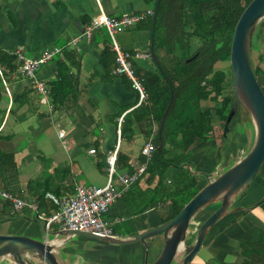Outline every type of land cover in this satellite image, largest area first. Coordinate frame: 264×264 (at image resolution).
I'll use <instances>...</instances> for the list:
<instances>
[{"label": "crops", "instance_id": "crops-1", "mask_svg": "<svg viewBox=\"0 0 264 264\" xmlns=\"http://www.w3.org/2000/svg\"><path fill=\"white\" fill-rule=\"evenodd\" d=\"M153 8L154 6L146 3L145 0H0V53L12 54L20 50L27 57L38 58L48 49L62 50L50 62L43 65L38 70L36 78L30 79L31 81H38L45 86L56 79L58 61L64 58L67 49L82 54L81 68L74 70L78 74L80 92L76 107L69 112L52 110V99L50 97L45 99L42 95L39 111L46 113L48 111L49 116L38 119V115L34 114L25 123L19 124V127L15 126L11 129L19 134V144L23 143V139L28 138L26 146L19 149L16 154L20 168L17 173L9 177L11 192L28 199H36L38 197L36 190L44 192L45 188H49L47 194L57 195L56 192H60L65 195L74 194L77 186L81 184L105 185L109 178L108 159L116 151L117 156L120 152L127 158V163L132 169L145 162L142 150L151 138L148 136L149 122L133 118L132 128L127 129L124 136L121 130L120 139L118 133L120 119L125 120L127 115L140 107L139 94L131 85L127 75L116 73L118 61L116 66L106 65L103 50L106 45L111 47L110 42H105L100 32L96 33V37L94 34L87 37L83 33L90 22L101 13L110 17H120L125 13H148L153 11ZM149 16L150 14L141 22L116 35L117 42L123 49L141 55L134 58L133 64L147 70L154 69L149 54L151 33L144 24ZM258 64L264 70L262 62L258 61ZM6 91L10 101L4 102L3 105L9 110L12 105V91L9 87H6ZM214 105L211 100L203 102L204 108H212ZM234 119L230 124L229 132L232 134V139L229 136L231 141L228 145H225L226 141L211 138L192 148L188 162L190 169L199 176L200 187L208 183L205 174L211 175L212 178L217 177L241 160L252 147L255 139L253 120L249 121L247 118L241 120L240 116H237L233 123ZM216 123H219V118H216ZM239 124L247 127L246 133L241 131ZM20 125H23V128ZM30 125L34 126L32 130H29ZM250 125L254 126V130ZM155 126L156 123H152L153 134L156 132ZM91 149L97 150L91 153ZM179 172V168L170 167L166 176L171 180ZM124 173H129L127 168H116L114 181L118 189L122 188L120 176ZM48 178H50L48 184L39 185ZM156 183L157 181H154L149 184L144 178L141 185L147 188L154 187ZM3 186L0 181V189L4 190ZM31 186H35L36 189L32 191ZM47 194L46 206L43 208L39 206L36 215L30 213L31 210L28 209L14 213L7 200H0V220L7 221L13 218L11 222L14 224L17 222V230L9 225H0V234L43 238L39 216L49 215L47 212L52 209ZM262 199H264V167L244 195L238 199L235 204L236 209L214 225L191 264H212L215 261L242 264L245 260L244 251L250 250L251 243L257 242L264 234V202L257 205ZM38 202L40 205V201ZM217 207L212 205L198 213L193 219L192 230H197ZM170 213L169 202L144 214L132 216L124 200L119 198L104 218L112 224L116 236L130 237L161 225L164 223L163 218ZM115 228H118L117 233ZM11 229L13 230L10 231ZM60 229L59 224L53 225L50 229L46 227L47 231L52 232ZM76 237L57 238L56 242L61 244L57 248V253L62 262L67 264L149 263L150 252L147 256L145 245L142 243L123 245L87 237L97 240L94 248H89L90 241H78ZM64 240L67 242L63 243ZM68 244L72 247L76 245V248H71L67 246ZM149 245L155 251L151 262L153 263L163 250V236L150 239ZM66 246L68 249H65ZM83 247L87 249V254L79 249ZM90 252L93 255H90Z\"/></svg>", "mask_w": 264, "mask_h": 264}, {"label": "trees", "instance_id": "trees-1", "mask_svg": "<svg viewBox=\"0 0 264 264\" xmlns=\"http://www.w3.org/2000/svg\"><path fill=\"white\" fill-rule=\"evenodd\" d=\"M145 1L154 6L157 0ZM252 1H161L155 31V52L160 59L161 69L155 65L151 55L154 69H142L133 64L137 74L144 80L150 103L141 105L127 115L121 127L122 136H124L127 129L132 128L133 118L147 120L149 122L148 136L153 137L157 146L145 173L121 197L132 216L144 214L170 202L171 213L163 218L166 222L178 215L202 188L199 186V176L191 169L184 167V164L188 162L195 145L209 141L211 138L225 142L229 137V132L225 135V122L236 101L235 90L233 88L231 94L227 93L228 73L224 69L217 68V64L230 61L236 25ZM152 17L153 15L150 14L148 20L144 22L150 33ZM97 32H100L105 42H110L111 45V37L106 27L95 30L93 33L95 37ZM263 35L264 27L259 26L254 40L253 59L256 52L258 61L261 62L264 61V49L261 48L262 42L258 41ZM103 56L108 67L116 66L117 54L110 46L106 45ZM81 59L80 52L67 49L64 58L58 61L57 78L45 85L53 102L52 110L69 112L78 104L79 79L74 70H80ZM0 66L3 69V77L0 75V181L4 185V190L11 191L9 177L17 173L20 168L16 154L28 143L27 138L19 144V134L11 129L25 123L34 114H37L40 119L49 116V113L39 111L42 93L33 81L20 75L15 55L1 52ZM254 66L258 78L264 75V70L255 59ZM232 78L231 68L233 83ZM130 82L132 85L131 80ZM6 87L12 91V105L9 110L3 105L4 102L10 101ZM172 90L175 98L161 132L162 118ZM208 100L215 103L212 108H204L203 102ZM243 110L246 109L240 105L237 113L242 116ZM216 118H219V123H216ZM152 123L158 125L154 134L151 129ZM33 128L34 126L30 125L29 130ZM160 134L164 142L161 151L159 150ZM117 167L120 169L125 167L129 173L134 172L127 163V158L120 152L116 160ZM170 167L180 169V172L171 180L166 176ZM144 178L149 184L154 181L157 183L154 187L143 188L141 182ZM49 180L50 178L39 185H46ZM39 185L37 184L36 187L38 188ZM31 189L33 191L36 188L31 186ZM36 191L38 193L36 201H40L39 206L43 208L46 206L45 196L49 188H45L44 192ZM56 194L64 195L60 192ZM49 203L52 209H49L47 213L52 214L56 206ZM7 204L13 208L10 201L7 200ZM117 231L118 228H115L116 233ZM250 246L251 249L243 253L245 260L242 264H264V234Z\"/></svg>", "mask_w": 264, "mask_h": 264}, {"label": "water", "instance_id": "water-1", "mask_svg": "<svg viewBox=\"0 0 264 264\" xmlns=\"http://www.w3.org/2000/svg\"><path fill=\"white\" fill-rule=\"evenodd\" d=\"M162 0H157L153 8L152 27L150 35V55L157 67L161 69L160 59L155 52V31L159 8ZM264 27V0H253L242 13L233 35L230 64L236 101L225 122V135H228L230 123L242 105L253 120L255 140L249 152L234 165L215 178L204 175L208 183L183 207L174 218L130 237L101 236L81 230L47 231V222L39 220L43 238L29 235L0 234V264H67L60 260L56 242L60 236H86L114 244L142 243L149 255V240L162 235L164 247L159 257L151 264H191L202 249L208 234L214 225L232 210L240 197L264 166V89L255 73L253 46L258 27ZM175 98L171 97L163 115L161 129ZM164 147L160 134L159 150ZM190 169V164H184ZM264 202L262 199L257 205ZM217 205V209L204 220L196 231L191 228L193 219L202 210ZM195 234L194 242L188 241ZM53 236L54 238H50ZM64 240L63 243H66ZM146 264H150L146 262Z\"/></svg>", "mask_w": 264, "mask_h": 264}, {"label": "built area", "instance_id": "built-area-1", "mask_svg": "<svg viewBox=\"0 0 264 264\" xmlns=\"http://www.w3.org/2000/svg\"><path fill=\"white\" fill-rule=\"evenodd\" d=\"M152 13L153 11L139 14L125 13L120 17H110L105 13H101L90 22L83 33V35L91 37L95 30L101 27L107 28L111 37V48L117 54L118 66L116 68V73L125 74L132 81L133 88H135L139 94L138 106L150 103V96L144 85V80L137 74L133 65L134 58L141 55L123 49L117 42L116 35L126 28L141 22L147 15ZM75 42H77V40ZM61 52L62 50L59 48H51L46 50L38 58L27 57L20 50L12 54L17 58L20 75L28 77L29 79H35L38 70ZM0 75L3 77V69L1 66ZM33 83L37 86L45 99L49 98V92L42 83L38 81H33ZM123 122L124 120L121 118L118 129L119 139L121 137ZM157 127L158 125L156 124V130ZM156 150L157 146L153 141V137H151L142 150L146 159L145 162L138 164L133 173H124L120 176V182L122 184L121 189L116 187L114 181L117 160L116 151L108 159L110 164L109 178L105 185L88 186L81 184L77 186L74 194H65L61 196L48 193L47 198L56 206V209L52 214H41L39 218L46 220L47 229H50L55 224H59L61 227L60 230H81L101 236H115L112 224L104 218V215L110 210L113 203L121 198L123 193L145 173L148 163L154 157ZM90 152L94 153L95 149H91ZM0 197L12 203L14 213L22 212L24 209L38 212L39 204L36 199L21 197L7 190H1ZM213 264L232 263L216 261Z\"/></svg>", "mask_w": 264, "mask_h": 264}, {"label": "rangeland", "instance_id": "rangeland-1", "mask_svg": "<svg viewBox=\"0 0 264 264\" xmlns=\"http://www.w3.org/2000/svg\"><path fill=\"white\" fill-rule=\"evenodd\" d=\"M256 37V36H255ZM259 43H261L262 42V45H261V48L262 49H264V35L260 38V40L258 41ZM255 55H254V59H255V61L256 62H258V54L255 52L254 53ZM262 67L264 68V61L262 62ZM231 66V64H230V61H226V62H220V63H218L217 64V68H221V69H224L227 73H228V80H227V82H226V86H227V89H228V91H227V93L228 94H231L232 92H231V90L234 88V85H233V83H232V80H231V68L232 67H230ZM233 79V78H232ZM259 82H260V84H261V86L263 87V89H264V75H261L259 78ZM243 114H241L242 116H240L239 114H237L236 115V118L234 119V121H233V123H235V121H236V119H237V116L239 117L240 116V119L241 120H243L244 118H247L249 121L250 120H252L251 119V117H250V115H249V113H247L246 112V110H243V112H242ZM231 124V123H230ZM240 125V124H239ZM22 126V128H23V125H20V127ZM252 128H253V130H254V126L253 125H250ZM19 127V126H18ZM240 129H241V131H244L245 133L247 132L246 131V129H247V127H245L243 124H241L240 125ZM231 130H232V126H231ZM230 133V139H232V137H231V132H229ZM229 139V137L227 138V140H226V142H225V145H228L229 143H230V140ZM255 140V139H254ZM253 146V145H252ZM252 148V147H251ZM250 148V149H251ZM249 149V150H250ZM248 150V151H249ZM191 153H192V151H191ZM190 153V156H189V159H188V161L190 160V157H191V154ZM243 158V157H242ZM188 164H190L189 162H187ZM186 164V163H185ZM235 164V163H234ZM233 164V165H234ZM30 213H32L33 215L36 213L35 211H29ZM36 215V214H35ZM13 219V218H12ZM12 219H8L7 221L5 220H3V221H1L0 220V225L1 226H6V225H9V226H11V227H14L15 228V230H17V222H16V224H14V223H12L11 221H13ZM9 222H11V223H9ZM192 223H193V221H192ZM125 226V224L123 225V227ZM191 228H193V225H191ZM13 229H11L10 231H12ZM22 230V228L20 229V231ZM196 231V230H195ZM10 233V232H9ZM195 234L193 233L191 236H189V238H188V241H193V240H195ZM76 239L79 241V240H81V241H83V242H85V241H90V243H89V245H90V247L89 248H94L93 246H94V244H95V242L97 241V240H94V239H90V238H87V237H83V236H77L76 237ZM124 245V244H123ZM67 246H69V247H71V248H76V245H74V247H72L70 244H68ZM67 246L65 247V249H68L67 248ZM146 248V247H145ZM80 250H82L84 253H86V251H87V249L85 248V247H83V248H79ZM87 254V253H86ZM154 254H155V251H154V248L153 247H150V256H149V263L151 264V262H152V258L154 257ZM90 255H93L92 254V252H90ZM159 257V256H158ZM158 257H156V259L158 258ZM177 263V261L175 262V264ZM211 264V263H210Z\"/></svg>", "mask_w": 264, "mask_h": 264}]
</instances>
